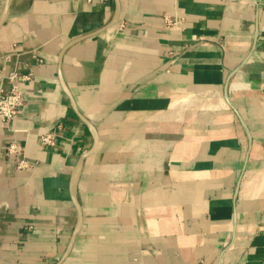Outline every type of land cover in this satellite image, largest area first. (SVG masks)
<instances>
[{"label": "crops", "instance_id": "1", "mask_svg": "<svg viewBox=\"0 0 264 264\" xmlns=\"http://www.w3.org/2000/svg\"><path fill=\"white\" fill-rule=\"evenodd\" d=\"M14 70L0 264H264V0H12Z\"/></svg>", "mask_w": 264, "mask_h": 264}, {"label": "built area", "instance_id": "2", "mask_svg": "<svg viewBox=\"0 0 264 264\" xmlns=\"http://www.w3.org/2000/svg\"><path fill=\"white\" fill-rule=\"evenodd\" d=\"M8 80L10 89L0 91V120L6 125L11 124L20 113V108L24 103V97L21 90V85L33 80L32 73H21L18 70L12 71ZM44 146H55L56 133L51 132L40 137ZM9 155L17 157V168L21 171L28 170L34 167V163L25 157L24 147L18 143H11L7 147Z\"/></svg>", "mask_w": 264, "mask_h": 264}, {"label": "water", "instance_id": "3", "mask_svg": "<svg viewBox=\"0 0 264 264\" xmlns=\"http://www.w3.org/2000/svg\"><path fill=\"white\" fill-rule=\"evenodd\" d=\"M11 2H12V0H6V2H5L4 9H3V11H2V13H1V15H0V29H1V27L5 24V22H6L7 18H8V16H9ZM119 16H120V10H117V13H116V16H115V18H114V21H117V20L119 19ZM71 99H72V97H71ZM72 102H73V106H74V108H75L77 114L80 116V118H81V119H82V120H83V121L89 126V128L91 129V132H92V134H93V137L95 138V145H96L98 135H97V129H96L95 125H94L93 123H91L87 118H85V117L80 113V111L78 110V108H77V106H76V104H75V102H74L73 99H72ZM88 154H89V152H86V153L83 155V159H85V158L87 157ZM77 175H78V174H77V172H76V173H75V177H74V179H73V190H74V192H75V186H76V181H77ZM74 201H75V204L77 205V209H78L79 223H78V227H77V229H76V231H75V233H74V235H73V237H72V239H71V242H70V244H69V246H68V249H67V251H66V253H65V255H64L63 260H64V259L70 254V252H71V250H72V247H73V244H74V241H75V238H76V235H77V233H78V231H79V229H80V227H81V223H82V212H81V207H80V205H79L77 199L75 198V195H74ZM63 260H62V261H63Z\"/></svg>", "mask_w": 264, "mask_h": 264}]
</instances>
